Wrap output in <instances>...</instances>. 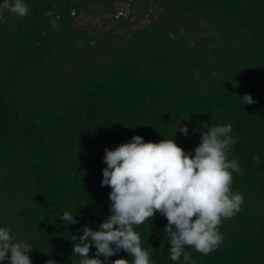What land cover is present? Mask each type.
<instances>
[{
    "label": "trees",
    "instance_id": "16d2710c",
    "mask_svg": "<svg viewBox=\"0 0 264 264\" xmlns=\"http://www.w3.org/2000/svg\"><path fill=\"white\" fill-rule=\"evenodd\" d=\"M89 1L25 0L24 16L0 6V226L33 246L31 264L78 261L73 235L109 214L105 146L133 133L158 141L181 123L188 134L174 138L187 150L200 129L227 122L243 203L213 251L184 250L193 264H264V0H143L166 17L131 28L121 16L100 40L74 24ZM65 209L76 223L61 222ZM165 223L157 211L134 227L152 264H181L168 258Z\"/></svg>",
    "mask_w": 264,
    "mask_h": 264
},
{
    "label": "clouds",
    "instance_id": "9594fccd",
    "mask_svg": "<svg viewBox=\"0 0 264 264\" xmlns=\"http://www.w3.org/2000/svg\"><path fill=\"white\" fill-rule=\"evenodd\" d=\"M0 6L17 16L28 11L25 0H0ZM240 98L244 105L254 102L249 93ZM177 128L188 134V126L180 123L158 141L133 133L125 142L105 146L101 185L110 187L109 214L95 228L85 224L79 235H73L72 254L79 259L71 264H103L101 257L107 260L120 249L127 255L110 264H152L151 249L142 246L134 226L149 221L157 211L166 218L170 260L193 264L185 245L201 254L218 247L222 219L233 216L243 203L242 193L231 187L233 172L240 171L237 160L228 158L229 145L235 143L230 135L232 126L226 122L200 129L199 143L187 150L174 138ZM76 212L65 209L58 216L67 225L76 223ZM90 245L95 248L92 255ZM32 247L8 226H0V262L31 264ZM50 261L58 264L52 259L44 264Z\"/></svg>",
    "mask_w": 264,
    "mask_h": 264
},
{
    "label": "rangeland",
    "instance_id": "374dc122",
    "mask_svg": "<svg viewBox=\"0 0 264 264\" xmlns=\"http://www.w3.org/2000/svg\"><path fill=\"white\" fill-rule=\"evenodd\" d=\"M89 2L90 6L82 9L81 13L75 16L74 24L79 28L88 30V36L95 32L99 40L104 39L106 34L112 32L117 20L122 22L121 16L127 20L128 24H131V28H140L155 18L166 17L167 14L166 7L157 5L153 1L147 5V8L143 4V0H101L102 3H97L94 0ZM133 2L134 5H132ZM91 6L95 8V12ZM131 12L134 14L130 15ZM124 31L122 29L118 32ZM117 42L120 41L111 39L104 45L105 50H107L108 44Z\"/></svg>",
    "mask_w": 264,
    "mask_h": 264
}]
</instances>
